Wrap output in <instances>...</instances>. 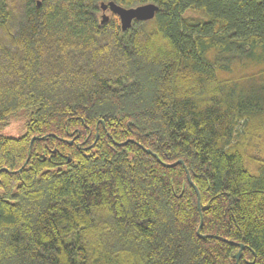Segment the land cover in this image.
Listing matches in <instances>:
<instances>
[{
    "label": "trees",
    "instance_id": "trees-1",
    "mask_svg": "<svg viewBox=\"0 0 264 264\" xmlns=\"http://www.w3.org/2000/svg\"><path fill=\"white\" fill-rule=\"evenodd\" d=\"M107 2L157 10L123 31ZM20 114L0 264H264V0H0Z\"/></svg>",
    "mask_w": 264,
    "mask_h": 264
},
{
    "label": "water",
    "instance_id": "water-1",
    "mask_svg": "<svg viewBox=\"0 0 264 264\" xmlns=\"http://www.w3.org/2000/svg\"><path fill=\"white\" fill-rule=\"evenodd\" d=\"M100 9L102 14L101 17V23L107 22L108 17L105 15L106 11H109L111 14L116 15L119 19L120 22V28L121 30H126L128 29L133 21H147L153 18L155 11L157 10V7L152 5V4H146L142 6H138L135 8H123L120 7L113 2H107V3H101L100 4ZM69 144H72V141H69ZM148 154L150 151L145 150ZM178 164H181V161L177 162ZM175 164L168 165L169 166H174ZM187 179L189 183L192 185V182L190 181L189 176L187 175ZM195 192L197 193L196 189ZM198 197V193H197ZM201 225V223H200ZM198 236L200 238H204V236L200 235L198 233ZM239 250L237 251L235 255V260L238 261L240 258L241 251L243 250L242 245H238Z\"/></svg>",
    "mask_w": 264,
    "mask_h": 264
},
{
    "label": "rangeland",
    "instance_id": "rangeland-1",
    "mask_svg": "<svg viewBox=\"0 0 264 264\" xmlns=\"http://www.w3.org/2000/svg\"><path fill=\"white\" fill-rule=\"evenodd\" d=\"M102 12L99 15L100 20L102 17ZM105 15L110 18L111 14L109 11L105 12ZM25 121L26 118L24 114H20L17 117L11 119L9 123L6 126H3L0 128V135L5 136V137H12V138H18L22 136L25 132Z\"/></svg>",
    "mask_w": 264,
    "mask_h": 264
}]
</instances>
